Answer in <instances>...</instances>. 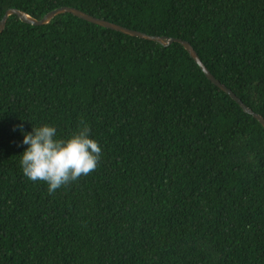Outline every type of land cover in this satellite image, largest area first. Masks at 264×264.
Segmentation results:
<instances>
[{
    "label": "trees",
    "instance_id": "trees-1",
    "mask_svg": "<svg viewBox=\"0 0 264 264\" xmlns=\"http://www.w3.org/2000/svg\"><path fill=\"white\" fill-rule=\"evenodd\" d=\"M75 8L188 42L264 119V0H0ZM86 123L96 170L54 194L22 172L24 133ZM23 125V132L16 126ZM0 264H264V128L168 47L61 14L0 34Z\"/></svg>",
    "mask_w": 264,
    "mask_h": 264
},
{
    "label": "clouds",
    "instance_id": "clouds-1",
    "mask_svg": "<svg viewBox=\"0 0 264 264\" xmlns=\"http://www.w3.org/2000/svg\"><path fill=\"white\" fill-rule=\"evenodd\" d=\"M67 139H57L56 129L49 125L33 128L24 133L21 143L27 145L21 154L23 174L33 182L43 181L49 194L62 186L77 181L94 172L102 149L97 141L89 138L90 128L86 123ZM23 132V125L16 126Z\"/></svg>",
    "mask_w": 264,
    "mask_h": 264
},
{
    "label": "water",
    "instance_id": "water-1",
    "mask_svg": "<svg viewBox=\"0 0 264 264\" xmlns=\"http://www.w3.org/2000/svg\"><path fill=\"white\" fill-rule=\"evenodd\" d=\"M61 14H71L80 20H83V21L88 22L90 24L99 26L101 28L110 29V30H113L115 32L121 33L123 35L132 37V38H139V39L155 42V43L161 45L162 47H168L172 43L180 44L186 50V52L189 54V56L194 60L195 64L199 67L200 71L203 73L205 78L209 82H211L215 87H217L220 91H222L226 95H228L231 98V100H233L241 108V110L244 113L252 116L264 128V119L260 115L254 113L245 104H243L242 101L239 98H237L236 95L231 90H229L227 87H225L223 84H221L218 80H216L210 74V72L206 69V67L202 64L198 55L193 50L191 45L184 40H181L178 38H168V37H163V36H161V37L160 36H150V35H147V34H144L141 32H137L134 30H130V29L109 23L105 20L94 18L92 16H89L86 13H83V12H81L75 8H70V7H62V8L55 9V10L49 12L48 14H46L40 20H36V19L30 17L28 14H26L20 10L8 9L5 11L3 17L0 20V34L4 30L5 25H6V21H7L9 16L14 15L21 22L28 24V25H31V26L38 27V26H44V25L48 24L54 17L61 15Z\"/></svg>",
    "mask_w": 264,
    "mask_h": 264
}]
</instances>
